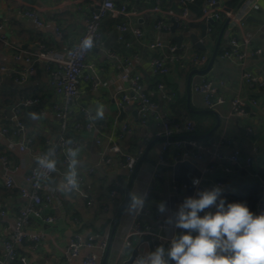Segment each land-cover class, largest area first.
<instances>
[{
  "label": "crops",
  "instance_id": "1",
  "mask_svg": "<svg viewBox=\"0 0 264 264\" xmlns=\"http://www.w3.org/2000/svg\"><path fill=\"white\" fill-rule=\"evenodd\" d=\"M101 1L0 0V258L2 259L6 256L3 241L8 236V230L14 227L19 211L25 203L20 195L19 186L23 184L24 176L35 165V155L47 152L49 147L46 142L55 144L62 135L78 141L81 145V149L76 151L78 155L72 157V161L75 160L74 168L84 177L81 187L88 194L92 204L88 205L79 195L64 190L70 168L63 165L60 160L57 163L58 171L50 180V185L54 189V204L45 212L47 215L55 216L56 221L45 224L39 219H32L27 225L26 231L29 236L44 234V239L38 243L27 239L21 245L20 254L28 258L29 264H70L66 260L67 245L69 239L77 232L91 234L109 231L112 240L106 251L108 253L106 264H123L137 246L139 254L147 257L150 253L149 246L147 243H140V236H135L133 232L134 225L138 221L143 228L154 227L160 214L163 215L166 224V229L162 232L165 240L171 244L174 238L181 235L174 229L178 215L175 214L172 202V185L175 183L173 167L179 152L175 148L167 153L166 165L160 169V178L155 182L154 190L144 210L141 214L129 210L130 193L143 196L148 189L164 141L157 136L160 127L154 119H150L145 127L140 125L136 104H126L123 107L118 104L117 93L127 86L126 82L118 80L126 69L124 60L133 58L134 55L139 57L136 71L142 76L144 87L158 103L159 113L164 117H175L167 109L169 102L163 101L160 92L157 91V84L163 83L166 91L174 94L173 99L176 93L177 98L172 99L173 102H180L179 104L186 108V112L180 110L182 115L198 124L199 129L195 134L186 136L187 138L183 136L182 139L191 137L204 144L221 138L228 139L230 145L224 148L226 155L233 149H240L244 156L252 155V149L256 147L258 152L254 155L252 167L256 171L263 164L264 87H256V89L249 87L241 78V69L237 60H226L217 56L214 64L204 74L201 72L207 69V65L197 66L190 63H185L184 67L174 65L168 75L156 77L151 74L150 61L158 55V52L149 50L130 36H127V39L132 42V47H126L125 44L117 41L116 26L109 27L103 24L102 39L87 57V62L95 68L100 84L97 88H93L90 83L81 84L80 95L72 106V117L69 120V123L77 120L83 125L91 122L93 124L91 130L85 127L77 130L72 125L65 129L62 127L61 120L53 109L58 99L50 85V77L42 61L34 62L36 74L28 81L21 84L15 82L14 78L18 72L31 65L26 59L35 57L42 48L61 52L74 47L85 33L86 23L92 11ZM218 1L225 6L227 2L233 0ZM124 3L125 1L120 5ZM258 3L260 10L249 15L252 19L248 20L249 16L246 19L245 29L252 33L253 38L251 45L246 49L248 55L245 68L264 80V56L253 54L258 48L264 49V0H259ZM154 5V0H132L131 9L140 12V15L132 17V26L143 32L144 42H153L157 38H162L169 43L174 42L178 47L170 31L160 33L156 30V23L163 20L170 28L173 24L172 20H175L173 15H179L182 9L176 6L174 0H165L161 4L162 11L173 15L148 11ZM245 6L246 0L241 3L240 8ZM32 10L37 12L43 26L36 25L25 16L26 11ZM120 20L128 21L125 18ZM205 23L206 21H195L186 27L179 24L176 35L184 36V40L178 48L197 51L198 48L193 45L191 35L202 39V25ZM232 30L229 25L227 33H224V41H221V49L229 41ZM235 35L240 39L241 33L238 30ZM208 36L202 39L204 45L202 50L210 58L216 42ZM202 77L214 81L220 87V92L227 99L225 104L216 109L205 106L203 97L193 89ZM235 96H240L247 102L246 117L229 116L231 110L229 100ZM25 98H36L39 101L32 106L16 107L19 101ZM252 100L257 102L256 106L251 105ZM101 105L105 111L104 119L93 122L89 114L95 115V111ZM30 113H35L36 117L32 118ZM16 114L25 125V132L23 135H12L14 142L19 143L29 137L33 139L31 150L23 154L18 151L16 145L12 146L1 132L3 128L12 131L15 124L13 117ZM124 123L132 127V133L120 139L121 127ZM98 140L100 144L97 143ZM112 140L117 142L126 153L137 154L142 151L138 162L140 166L132 183L133 173H129L117 161L111 164H98L101 151ZM191 152L190 147H184L183 153ZM2 158H7L9 163L4 164ZM195 164L201 171L200 178L208 191L213 190V185L218 180L228 182V193L236 183L247 182V179L239 176L235 169L231 175H227L221 169L207 172L206 162ZM90 168H93L91 173ZM8 170L11 171L15 182L13 188L5 185ZM161 203L165 205L163 212L158 210V205ZM2 212L4 215L1 214ZM198 215L201 218L204 216L201 213ZM114 224H116L115 230ZM189 232L190 230H186L185 234ZM190 234L198 235L195 231H191ZM128 237L132 241L131 248L126 246ZM88 253V250H83L81 257L75 259L72 264H83ZM106 253L99 264H103Z\"/></svg>",
  "mask_w": 264,
  "mask_h": 264
},
{
  "label": "built area",
  "instance_id": "2",
  "mask_svg": "<svg viewBox=\"0 0 264 264\" xmlns=\"http://www.w3.org/2000/svg\"><path fill=\"white\" fill-rule=\"evenodd\" d=\"M80 1L84 2L87 0ZM163 1L165 0H155V5L148 11L157 14L173 15L170 12L162 11L161 4ZM258 1L259 0H246L245 8H240L234 13L223 6L218 0H204L201 17L194 18L192 17L189 8V4L193 3L194 0H179L182 11L179 15H173L178 22V25H183V27H186L189 23L195 21L207 22L209 19L217 21L221 16L230 19V29L232 30L233 28V30L230 34L228 31L229 41L222 50L221 58L226 60H237L240 65L242 80H244L249 87L255 89L256 87H264V80L259 79L258 76L245 68V61L248 55L246 49L251 45L253 38L252 33L246 31L245 28L247 17L251 15V13L260 10ZM138 15H140V12L128 9L127 3L118 7L116 5V0H102L92 11L91 16L86 23L85 33L74 47L61 52L49 51L42 48L35 57H28L26 59L31 65L18 72V75L14 78L15 82L21 84L28 81L36 74L34 62L42 61L49 74L50 85L58 99L53 105L54 112L58 119L61 120L62 127L64 129L67 128L69 120L72 117V106L77 102L80 95L81 84L90 83L93 88H97L100 84L95 68L92 64L87 62V57L102 39L100 27L107 16H111L114 19H128V21L118 23L115 27L118 42L131 48L132 42L127 39V36H130L149 50L158 52V55L154 56L150 61V71L153 76L162 77L168 75L174 65H180L181 67H184L185 63L197 66L207 65L209 57L206 54H200L197 51L183 47L181 50L175 44L169 43L162 38H157L153 42H144L143 32L131 24L132 17ZM25 16L31 19L36 25L43 26V22L40 20L36 11H26ZM156 30L162 33L169 32L170 28L163 20H159L156 23ZM235 30H238V32L241 33L240 39L234 34ZM210 32L211 26L207 28V35H209ZM87 36L93 37L94 47L91 50H85L82 48V41ZM253 54L264 56V49L258 48L254 50ZM138 58V55H134L133 58L124 60L126 69L120 74L118 80L126 82L127 86L117 93L119 97L118 104L121 107L126 104H136L140 125L145 127L150 119H154L159 123L160 127L157 136L164 139L152 175V181L149 184L148 189L143 193V197L145 198L144 207L142 210L138 211V214H141L147 201L151 197L155 182L160 178V169L162 166L166 165V155L172 148L179 151L175 157L177 161L188 160L194 163L206 162L205 169L207 172H215L221 169L225 174L231 175L236 168L249 169L252 167L254 155L258 152L256 147H253L252 155L244 156L240 149H233L226 155L224 153V148H227L230 145L228 139L221 138L220 140L209 144L201 143L197 139L191 137L187 140L182 139L183 136L186 137L195 134L199 129L198 124L192 119L178 122L174 117H164L159 113L158 103L153 100L151 93L144 87L142 76L136 71ZM193 89L203 97L204 104L209 109H216L227 102L226 97L220 92V87L214 83V81L206 77H202ZM157 91L160 92L163 101L170 102L174 97L173 93L166 91L163 83L157 84ZM38 101L39 100L36 98H25L19 101L16 107L32 106L38 103ZM229 103L231 107L229 116L243 118L248 115L247 102L240 96L232 97L229 100ZM250 103L252 106L257 105L255 100H252ZM13 120L15 124L12 131L8 128H3L1 132L6 136L12 146L16 145L18 151L23 154L31 150L33 139L29 137L23 139L19 143L14 142L12 135H23L25 132V125L19 119L17 114L14 115ZM84 127L91 130L93 124L88 122L85 125L82 123H77L75 125V129L77 130H82ZM128 133H132V127L128 123H124L121 127L120 139L124 138ZM97 143L100 144V140H98ZM46 144L49 147V150L35 155V165L24 176L23 184L19 186L20 195L25 200V203L19 211L14 227L11 230H8V236L3 241V248L6 252V256L3 259L0 258V264H29L28 258L20 254V247L27 239H30L33 243L42 241L44 239V234L41 233L39 235L29 236L26 231L27 225L32 219H39L45 224L55 223L56 217L53 215H47L45 212L46 210L51 209L54 204V189L50 185V180L58 171L57 163L60 160L63 165L69 166L70 173L68 175L75 171L79 185L78 190L70 188V186L67 185L66 178L64 190L68 193L79 195L87 201L88 205L92 204L88 194L81 187L84 177L72 166V156L69 155V150L78 151L81 149V145L78 141L62 135L57 143L52 144L47 141ZM185 146L190 147L192 152L183 153ZM141 156L142 151H139L137 154L126 153L117 142L112 140L101 151L98 164H111L114 161H117L119 165L127 169L129 173H134L135 167ZM40 159L54 161L55 170L50 171L43 167L39 163ZM2 160L4 164L9 163L7 158H2ZM92 171L93 168H90L89 172L91 173ZM194 180L199 181V183L193 184ZM5 185L8 188H13L15 186L13 175L9 170L5 177ZM192 185L194 187L192 197H188L186 194V185L184 183L175 182L172 185V202L175 208V214L178 215L187 199H199L200 197L198 193L208 191L202 183L201 178H194L192 180ZM260 187L262 193L256 204V215L264 214V180H260ZM214 188L221 189V195L218 200L226 199V194L229 191L227 181H216L212 189ZM215 210V206H210L200 213L204 215L208 213L214 214ZM1 214L4 215V212ZM176 225L177 224H175L174 229L179 231L181 235L186 233V230L178 228ZM151 228L154 229L152 235L155 249L159 246L167 248L171 245L162 235V232L166 229L162 214L158 215L154 227L145 226L143 228L137 221L134 225L133 232L135 236L139 237L143 233L149 232ZM109 242V231L91 234L77 232L69 239L66 260L68 263L72 264L75 259L81 257L83 250H88L89 253L84 258L83 264H99L108 249ZM126 246L129 248L132 247V241L129 237L126 239ZM138 257L145 256L138 254L137 258Z\"/></svg>",
  "mask_w": 264,
  "mask_h": 264
},
{
  "label": "clouds",
  "instance_id": "3",
  "mask_svg": "<svg viewBox=\"0 0 264 264\" xmlns=\"http://www.w3.org/2000/svg\"><path fill=\"white\" fill-rule=\"evenodd\" d=\"M94 47L93 37L87 36L82 41V48L91 50ZM32 118L35 113L29 114ZM90 119L100 121L104 119L105 111L101 105ZM69 155L76 157V151L69 150ZM39 163L50 171L55 170V162L40 159ZM75 160L72 162L74 167ZM199 181H193L198 184ZM67 185L78 190L75 171L67 176ZM199 199L189 198L178 213L177 227L195 231L198 235L183 234L171 241L169 249L156 247L147 257H138L133 264H168L165 254L175 264H264V214L256 215L243 203L227 204L218 198L221 189L198 193ZM145 198L137 193H130L129 210H142ZM210 206L216 207L215 214H205L201 218L198 213ZM163 212L165 205H158Z\"/></svg>",
  "mask_w": 264,
  "mask_h": 264
},
{
  "label": "trees",
  "instance_id": "4",
  "mask_svg": "<svg viewBox=\"0 0 264 264\" xmlns=\"http://www.w3.org/2000/svg\"><path fill=\"white\" fill-rule=\"evenodd\" d=\"M124 1L125 3L128 4V9H131L130 5L132 3V0H127V1L126 0H116V5L119 7L121 6L120 4H122ZM174 1L176 2V6L181 8L179 0H174ZM239 1L240 0H233L232 2H227L225 6L227 9L232 11V9L236 7ZM203 3H204V0H194L193 3L189 4L192 17L194 18L201 17ZM226 20H227V17L221 16L219 20L215 21V23L211 25V32L209 35L213 42H216L217 36ZM121 22L123 21L120 19H114L111 16H107L101 24L100 31H102L103 29V24L104 26L108 25L109 27H115L118 23H121ZM228 27L229 25L227 26V28ZM227 28L224 32L225 34L227 33ZM234 32H235L234 34H236V30ZM223 41H224V36L222 38V42ZM172 44H174V42ZM222 49L221 47H219L218 56H221ZM196 50L198 53L204 54V50L199 49V48ZM176 96L177 95L175 93V98H177ZM173 100L169 102L167 109L170 111L171 114H173L176 117V118L174 117L176 121L182 122V121L187 120V117L182 115V112H180V110H183L184 112H186V108H184V106H181L179 104L180 102L179 103L177 101L173 102ZM77 123H81V122L76 120L73 123H68L67 127L69 126L71 127V125L75 127ZM262 162L263 164L256 171L255 169H253V167H251L249 170L237 169V168L235 169L236 171H238L239 176L245 177L247 179V182L246 183L243 181L241 183L238 182L233 186L232 191L227 193L226 199H224L226 202V206L227 204H230V203H243V204H246L249 207L250 211H252L255 214L256 204L259 201L261 197V193H262V189L260 187V180H264V161ZM218 203H219V200H218Z\"/></svg>",
  "mask_w": 264,
  "mask_h": 264
},
{
  "label": "water",
  "instance_id": "5",
  "mask_svg": "<svg viewBox=\"0 0 264 264\" xmlns=\"http://www.w3.org/2000/svg\"><path fill=\"white\" fill-rule=\"evenodd\" d=\"M243 1L244 0H241L240 3L235 7V9L233 10L234 13H236L238 11V9L240 8L241 3ZM249 19H252V17L249 16L248 20ZM215 21L216 20H214V19H209L204 25H202V35H201L202 39L207 36V28L209 26L213 25L215 23ZM172 22H173V24L170 27V34H171V37L177 42L178 47H180L182 42H183V40H184V36H177L176 35V29H177V26H178V22L176 20H174V19L172 20ZM229 24H230V19H227L225 21L224 25L222 26L218 36H217L215 47H214V49L212 51V54H211V56L209 58V61H208V64H207V69L205 71H202L201 72L202 74L206 73L211 68V66L214 64V62H215V60H216V58L218 56V50H219L222 38L224 36V32H225V30H226V28H227V26ZM191 39H192L193 45H195L199 49H204V45L202 43V39H200V38H198V37H196L194 35H191ZM189 91H190V88H189V82H188V92ZM11 118H12V115H11ZM139 166H140V163L137 165L136 170L134 171V173L132 175L131 183L133 182V179L135 177V174H136ZM201 175H202L201 171L198 169L196 164L194 162H191V161H188V160H183V161L179 160V161L176 162V164L173 167V179H174L175 182L184 183L186 185V194L188 195V197H192L193 193H194V187L192 185V180L194 178H200ZM129 188H130V185H129L128 189ZM128 199H129V196L127 197V201H128ZM125 205H126V203L123 205V207L121 209V213H122V210L124 209ZM115 225L116 224H114V230H115ZM153 232H154V229L151 228L149 230L148 234H143V235L140 236V243H147L148 246H149V249H150V253L155 251V244H154L153 235H152ZM111 240H112V236H111L110 242H111ZM170 246L171 245H169L165 249L166 250L169 249ZM138 250H139V247L138 246L135 247L133 252H132V254H131V256L129 257V259L124 261L123 264H133V262L136 260L138 254H139ZM107 257H108V253H106V255L104 257L103 264H106ZM164 259L168 262V264H175V262L172 261L167 256V254H165Z\"/></svg>",
  "mask_w": 264,
  "mask_h": 264
},
{
  "label": "rangeland",
  "instance_id": "6",
  "mask_svg": "<svg viewBox=\"0 0 264 264\" xmlns=\"http://www.w3.org/2000/svg\"><path fill=\"white\" fill-rule=\"evenodd\" d=\"M208 37H210V35Z\"/></svg>",
  "mask_w": 264,
  "mask_h": 264
}]
</instances>
